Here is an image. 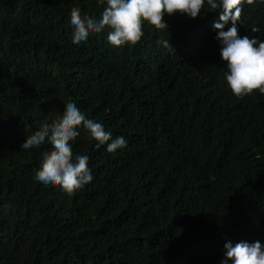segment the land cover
Returning a JSON list of instances; mask_svg holds the SVG:
<instances>
[{
    "label": "trees",
    "instance_id": "1",
    "mask_svg": "<svg viewBox=\"0 0 264 264\" xmlns=\"http://www.w3.org/2000/svg\"><path fill=\"white\" fill-rule=\"evenodd\" d=\"M105 6L0 0V264H219L226 240H264V94L228 88L220 10L165 13L168 31L145 21L134 45L106 29L75 46L70 10ZM240 22L264 39V4ZM68 102L127 141L109 153L81 128L72 151L93 179L71 195L34 179L47 142L19 148Z\"/></svg>",
    "mask_w": 264,
    "mask_h": 264
},
{
    "label": "clouds",
    "instance_id": "2",
    "mask_svg": "<svg viewBox=\"0 0 264 264\" xmlns=\"http://www.w3.org/2000/svg\"><path fill=\"white\" fill-rule=\"evenodd\" d=\"M254 2L264 4V0H96L97 5L106 4L99 17L82 15L78 7L70 10L72 43L77 47L86 45L92 34L107 29V41L112 46L134 45L144 36L143 22L168 31L162 19L165 13L178 11L195 18L203 15L201 9L206 5L209 11L220 10L218 22L214 21L212 28L216 30L214 38L220 45V58L226 63L224 78L231 93L242 97L256 89L264 94V39L238 35L242 6ZM225 24L228 25L226 29ZM165 43L169 45L168 41ZM81 128L86 138L95 141V147L103 145L109 153L127 144L123 136L113 137L102 122L68 102L60 116L51 123H42L19 144V148L25 150L40 148L46 142L50 145L51 150L42 152L40 164L34 171L36 182L45 187L59 186L61 191L71 195L93 179L88 167L89 157L72 151V142ZM222 248L219 264H264V240H226Z\"/></svg>",
    "mask_w": 264,
    "mask_h": 264
}]
</instances>
